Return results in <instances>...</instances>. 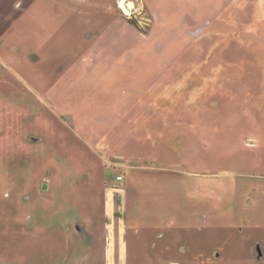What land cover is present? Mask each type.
<instances>
[{"label":"rangeland","instance_id":"obj_1","mask_svg":"<svg viewBox=\"0 0 264 264\" xmlns=\"http://www.w3.org/2000/svg\"><path fill=\"white\" fill-rule=\"evenodd\" d=\"M17 1L21 4L16 5ZM93 1L0 0V30L7 31L0 39V264H36L44 252L72 257L78 241L67 240L66 228L59 225L74 217L60 209L64 201L58 198L84 193L88 185H70L64 178L96 175L111 181L118 173L134 169L119 161L109 166L98 162L90 131L100 132L111 120H96L93 107L84 111L88 119H71L76 105L85 106L90 100L86 76L81 85L57 83L63 71L68 80L87 74L80 64L92 62L82 60V55L93 33L63 41L52 53L42 52L43 33L52 34L49 31L55 25L59 31H67L69 26L63 25L70 23L74 13H84L81 6ZM128 1L114 0L118 7L111 1V16L121 11L142 36L145 51L135 59L127 56L130 64L142 67L138 72L142 84L168 64L185 65L192 85L198 84L202 90L199 81H205L209 113L207 135L192 151L190 166L157 164L156 172L173 178L161 180L162 189L176 195L171 188L177 187L189 199L187 211L181 215L169 210L150 220L192 226L180 238L176 231L175 247L169 251L167 244L155 262L148 264H264V24L208 22L206 31L198 30L199 25L188 16L194 0H133L135 9H129ZM204 1L202 12L210 19L215 2ZM209 2L212 6L207 7ZM250 4L256 2L250 0ZM240 7L244 17L262 16L253 6L248 14L246 6L240 3ZM23 15L29 23L20 19ZM84 26L80 22L74 31H85ZM98 30L96 26L94 32ZM198 34V38H189ZM124 35L119 44L122 48L133 42ZM111 61V57L103 58V67ZM212 110L216 112L210 113ZM159 187L152 192L158 195L152 202L174 198L163 195ZM169 235L162 228L159 240ZM88 247L80 241V255ZM80 260L78 264H118L116 260L92 261L87 256ZM125 264L133 262L128 259Z\"/></svg>","mask_w":264,"mask_h":264},{"label":"crops","instance_id":"obj_2","mask_svg":"<svg viewBox=\"0 0 264 264\" xmlns=\"http://www.w3.org/2000/svg\"><path fill=\"white\" fill-rule=\"evenodd\" d=\"M111 1L116 5L114 0H94L85 3L81 6L84 13H74L71 17H76L74 19L70 17V23L63 25L69 26L67 31L61 32L59 26L55 25L49 31L52 34L43 33L44 42L41 46L45 55L48 50L52 53V50L58 49L59 44L64 45L63 41L72 42L80 39L81 35L85 37L93 33L91 43L82 55V60L89 58L92 62L80 64L81 70H85L87 74L78 75V78L71 76L72 79L68 80L63 71L57 83L60 81L68 85L70 83L81 85L80 81L85 80L83 76H86V80L89 81L87 86L91 87L88 93L90 100L85 106L76 105L70 114L71 119L78 121L88 119L89 115L85 116L84 111L93 107L95 113L92 117L96 120H111L112 122L100 132L91 130L94 138L92 142L88 141L97 155L98 162L103 161L109 166L119 161L124 165H132L134 169L118 173L117 176H124L123 180L114 177L110 181L108 177L96 175L86 178H64L70 185H88L84 193H69L58 198L64 201L60 209L67 210L74 217V220L59 225V228H66L67 240L75 238L78 243L71 254L72 257L62 254L57 257L44 252L39 254L36 264H78L81 262L80 258L84 260L86 256L92 261L105 263L116 260L118 264H125L130 259L133 264H148L155 262L160 249L165 248L167 244L170 247L169 251L175 247L176 231L180 238V233L192 226V223L179 224L173 220L168 223L166 219H159L160 224L153 223L150 217L165 215L170 213L169 210H174L173 214L178 216L183 213L182 211H187L189 196L186 197L179 188L177 191V187L171 188L172 191L178 192L176 195L162 189L164 187L159 184L160 181L165 182L167 178H173L156 170L157 164L161 163L175 164L179 167L191 165L194 157L192 151L197 149L199 139L207 135L205 120L208 119L209 113L207 88L203 85L205 81H199L202 84L201 90V86L189 82L187 74L185 75L189 70L187 66L168 64L160 73L158 68L154 69L151 66L158 73L142 84L140 80L142 75L138 74L142 67L129 63L131 58L135 59L145 51H142V36L120 15L121 11L117 10L116 16H111ZM253 1L256 4H250V0H212L211 2H215L214 14L208 19L209 15L202 12L201 7L206 6L203 0H194L188 16L199 25L198 30L204 31L207 30L208 22L236 24L241 21L255 25L264 24V0ZM240 3L246 6L247 14L249 8L253 6V10L258 9L259 15L262 16L244 17ZM20 4L21 1H17L16 5ZM206 4L207 7L212 6L210 2ZM31 6L32 3L29 8ZM155 13L159 16L157 11ZM225 17L229 19L226 20ZM20 19L25 21L24 15L20 16ZM25 22L29 23V19ZM80 22L86 25L83 28L85 31H74ZM96 26L99 28L97 33L94 32ZM87 30L88 33H85ZM118 31L123 35L127 31L124 38L129 35L133 39L128 47L119 46L123 35ZM6 33L7 31L1 29L0 39L5 38ZM198 37L199 34L189 38ZM120 38L121 41L118 42ZM116 46L120 49H115ZM106 57H111L112 61L108 67H103V58ZM74 66L75 63L70 65V70L74 69ZM47 72L48 69L45 70V73ZM98 79H101V83ZM46 85L44 83L43 88ZM145 175L147 176L144 177ZM142 179L145 180L144 185L141 183ZM48 187L46 184V188ZM158 187L163 195L170 194L174 198L169 200L163 198L161 202L155 199V203L152 202L154 197H158L152 193ZM200 219L206 220L204 215H201ZM55 228H58L57 225ZM162 228L170 233L163 238L165 240H159V231ZM80 241L86 242L89 246L83 255L78 251Z\"/></svg>","mask_w":264,"mask_h":264},{"label":"bare ground","instance_id":"obj_3","mask_svg":"<svg viewBox=\"0 0 264 264\" xmlns=\"http://www.w3.org/2000/svg\"><path fill=\"white\" fill-rule=\"evenodd\" d=\"M128 7H129V9H135V7H136V4H135V2L134 1H129V3H128Z\"/></svg>","mask_w":264,"mask_h":264},{"label":"built area","instance_id":"obj_4","mask_svg":"<svg viewBox=\"0 0 264 264\" xmlns=\"http://www.w3.org/2000/svg\"><path fill=\"white\" fill-rule=\"evenodd\" d=\"M117 178H118V180H123L124 176L123 175H118Z\"/></svg>","mask_w":264,"mask_h":264}]
</instances>
